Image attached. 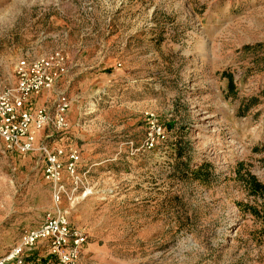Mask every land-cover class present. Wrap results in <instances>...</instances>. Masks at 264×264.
Masks as SVG:
<instances>
[{
    "label": "rangeland",
    "instance_id": "obj_1",
    "mask_svg": "<svg viewBox=\"0 0 264 264\" xmlns=\"http://www.w3.org/2000/svg\"><path fill=\"white\" fill-rule=\"evenodd\" d=\"M53 52L82 185L0 140V256L58 207L82 264H264V0H0V92Z\"/></svg>",
    "mask_w": 264,
    "mask_h": 264
},
{
    "label": "built area",
    "instance_id": "obj_2",
    "mask_svg": "<svg viewBox=\"0 0 264 264\" xmlns=\"http://www.w3.org/2000/svg\"><path fill=\"white\" fill-rule=\"evenodd\" d=\"M68 69L67 59L61 52L21 60L15 70V86L0 92V140L16 152L39 154L42 179L51 190L55 206L68 190L76 191L82 185L78 171L81 154L75 146L51 147L47 141L51 136L43 135L50 126L56 133L68 129L69 98L58 94L51 110L34 103L51 91ZM86 244L87 236L76 231L68 214L55 207L44 215L37 227L24 232L0 256V264H41L40 250L56 264H82Z\"/></svg>",
    "mask_w": 264,
    "mask_h": 264
},
{
    "label": "trees",
    "instance_id": "obj_3",
    "mask_svg": "<svg viewBox=\"0 0 264 264\" xmlns=\"http://www.w3.org/2000/svg\"><path fill=\"white\" fill-rule=\"evenodd\" d=\"M231 85H232L231 80H229L228 86L230 87ZM245 107H247V106L245 105Z\"/></svg>",
    "mask_w": 264,
    "mask_h": 264
}]
</instances>
